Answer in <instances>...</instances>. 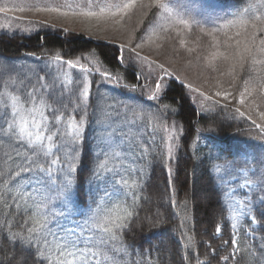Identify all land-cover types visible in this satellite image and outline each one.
I'll return each mask as SVG.
<instances>
[{
	"label": "snow or ice",
	"instance_id": "1",
	"mask_svg": "<svg viewBox=\"0 0 264 264\" xmlns=\"http://www.w3.org/2000/svg\"><path fill=\"white\" fill-rule=\"evenodd\" d=\"M171 4L178 5L182 14H174ZM218 7L217 0H122L115 5L99 6L98 11L72 13L123 19L125 15L130 18L135 10L140 16L137 28L145 24L162 33L160 50L171 45L177 36L179 44L184 46L185 31L195 36L197 47L188 48L187 52L196 53L195 58L204 69L217 73L211 78L219 89L213 95L186 83L177 74L179 69L173 70L159 60L141 55L137 49L142 48V43H134L131 35L126 43L112 42L116 63L139 69L132 73L136 83L131 85L122 83L123 76L118 72L100 71L97 67L92 73L79 59L62 60L60 53L49 57L44 75L32 70L25 72L8 59L0 60V149L3 150L0 160L15 164L7 170L0 166L3 186L0 187V239L11 246L9 251L0 243V264H108L110 259L115 264V257L134 254L135 250L128 252L124 236L143 210L142 170L134 165L125 166L124 161L129 154L136 155V160L159 156L168 174L166 182L171 186V165L179 162L176 153L181 148L180 141L187 135L182 123H169V117L179 115L182 106L163 103L170 99L180 105L175 96H167L173 84L178 83L185 96L196 93L204 98L196 112L201 118L217 110L233 119L246 116L259 133L256 138L264 145V0H250L247 7L237 12H221ZM25 12L69 15L60 7L0 3V14L6 18L24 20L15 14ZM5 27L10 25L0 24V28ZM202 37L208 38L207 43ZM172 54L179 56V50L173 47ZM24 56L38 62L44 59L35 53ZM57 63L69 68L79 65L85 75L69 81L73 86L68 88L59 75H54ZM89 63L94 67L103 66L99 60H89ZM187 64L191 65L192 60L188 59ZM89 75H99L100 83L106 82L113 91L119 88L120 96L147 90L150 93L147 101L154 103L155 108L127 103L116 96L97 95L93 101V82L88 79ZM225 77L228 78L226 88L222 84ZM252 112L259 116V123L249 114ZM92 122H96L99 131L94 137L95 151L85 190L80 175L87 130ZM196 132L190 145L193 152L199 150L202 134L200 129ZM159 133L163 135L157 140ZM206 159L207 171L223 186L221 198L227 215L215 226L218 237L223 221L236 220L239 214L236 205L246 215L253 211L249 192L243 193L242 199H234L237 190L233 182L243 177L240 188L264 191V175L259 181L248 178V170L256 158L243 150ZM24 176L32 177L29 186L17 187ZM171 203L175 206L176 201ZM184 206L187 207L186 201ZM154 218L159 219V213ZM249 219L256 222L252 216ZM187 222L185 216L180 225L185 240L182 247L191 250L192 237L183 235ZM241 244L236 234L217 248L209 244V258L197 257V264H212L213 260L216 264H238V257L246 249L255 255L246 244L244 248ZM220 251L226 254L220 255ZM261 252L264 254V249ZM129 264H145V261L131 259Z\"/></svg>",
	"mask_w": 264,
	"mask_h": 264
},
{
	"label": "trees",
	"instance_id": "2",
	"mask_svg": "<svg viewBox=\"0 0 264 264\" xmlns=\"http://www.w3.org/2000/svg\"><path fill=\"white\" fill-rule=\"evenodd\" d=\"M217 3L219 5L218 11L237 12L247 7L250 2L249 0H217ZM38 25L39 28L31 33L20 30H1L0 60L8 59L25 72L32 70L44 75L43 70L49 57L60 53L63 60H73L75 62L79 59V62L88 65V69L92 73L96 72L97 67L100 68V71L109 69L113 73L118 72L123 76L122 83L128 85L136 83L132 73L134 71L138 72L139 69L127 64L121 66L116 63L113 58L116 52L112 43L114 41L87 36L82 31L65 32L63 29L45 22H39ZM183 38L185 39L184 46L179 44L180 37L177 36L172 43V48L178 49L179 55L182 54V57L193 60L196 53L190 54L187 49L197 47L195 36L186 33ZM207 39L202 37L205 43H207ZM105 41L109 43H105ZM25 53H35L37 56H43L44 59L38 62L31 57H25ZM89 60H99L103 66L97 64L94 67L93 64L89 63ZM144 70L147 72V67ZM158 71L157 69L156 72ZM53 72L54 75H59L68 88L73 86L69 81L83 78L81 74H73L74 71H72L73 78L66 81L63 78L64 76L60 74L58 64L55 65ZM209 76L214 77L211 74ZM180 77L188 83L183 72H181ZM88 79L93 82L91 90L93 101H95L97 95L116 96L127 103L143 105L145 108H155L154 103L149 104L147 101L149 94L146 91L120 96L121 90L118 88L113 91L106 82L101 84L99 75H89ZM227 81V77L222 80L225 87H228ZM192 94L185 96L177 83L172 85L167 96L169 98L175 96L180 101V105L170 99L163 101V103H172L174 107L182 106L179 115L169 117V123L172 121L182 123L187 133L186 137L180 141L181 148L176 153L179 162L171 165L173 168L171 186L166 182L168 174L164 170L163 162L159 156L149 155L144 160H136V155L129 154L128 159L124 161L125 166L134 165L142 170L141 183L143 191L141 194L144 199L140 202L143 210L139 212V218L133 222L130 230L124 236L128 252L133 253V250H135L134 254L115 257V264H129L131 259L140 261L142 258L145 264H197V257L200 260L209 258V244L212 248H217L223 241L230 240L233 234H236L242 242V248L246 244L255 253L252 256L246 249L242 253V257H238V264H264V254L261 252L264 249V215H262L264 214V201H262L264 191L258 188L257 192L253 194L254 199H256L255 207L236 229L233 228L231 220L223 221L222 232L220 236L216 237L215 226L218 222H222V217L227 213L224 211V201L221 198L222 187L207 171L209 161L206 159L208 156H215L220 153H238L239 149L234 147L235 144L248 143L251 146H256V141H259L258 143L264 147L260 140L256 138L259 133L251 126V122L246 117L236 116L233 119L230 115H226L219 110L215 113H206V118H201L196 114L199 106L195 104ZM182 96L183 99H181ZM131 97H135V99ZM97 102L103 103V101ZM226 120H228L226 125L232 126L231 130L244 129L243 133H239L240 140L235 142V140L227 137L220 138L224 135L220 134L218 129L221 128L222 123L225 124ZM210 127L215 130L206 131ZM197 129H200L202 134L199 150L193 152L190 145L197 135ZM98 131L96 122L90 123L87 130V141L83 149L84 167L80 175L85 190L87 189L89 176L88 167L95 151L94 137ZM160 135H163V133L157 135V140L160 139ZM0 155H3L2 149H0ZM0 166L7 170L8 168H14L15 164L0 160ZM263 167L264 164L261 162L257 166L256 177L258 179L261 175H264ZM31 180V176L21 177L17 187H28ZM0 187L3 186L0 185ZM173 200L176 201L175 206L171 203ZM185 201L187 202L186 208L184 206ZM157 213H159V219L154 218ZM185 216L188 217V222L183 235L192 237L193 247L191 250L182 247L185 240L182 238L180 225ZM249 216L254 217L256 222L252 223ZM145 217L149 219H145ZM248 233L251 236H248ZM0 243L3 244L6 250H11V246L7 241L0 239ZM17 252L19 253V249H17ZM224 254H226L224 251H220V255ZM109 255L111 256V253ZM108 264H113V261L110 259ZM212 264H216V261L213 260Z\"/></svg>",
	"mask_w": 264,
	"mask_h": 264
},
{
	"label": "rangeland",
	"instance_id": "3",
	"mask_svg": "<svg viewBox=\"0 0 264 264\" xmlns=\"http://www.w3.org/2000/svg\"><path fill=\"white\" fill-rule=\"evenodd\" d=\"M121 2L122 0H1L0 3H30L42 6L60 7L62 11H67L69 15L63 16L58 13L25 12L15 14L16 16H23L25 18L24 20H14L11 17L6 18L4 14H0V24L10 25V27L0 28V31L20 30L25 33H31L39 28V22H46L57 28L63 29L65 32L82 31L85 32L87 36L105 39L107 41H114L116 43H126L131 35L134 37V43H142V48L137 49V51L141 52V55L148 56L151 60H159L160 62L163 61L165 62L166 67L173 68V70L179 69L177 74L181 75V72H183V75L187 78V82L192 84L193 88H199L202 92H205L208 95H213L216 90H219L215 87L214 81H211V77L209 76L210 74L217 76L216 73L204 69L202 63H198L195 57L192 60V64L188 65V59L182 57V54L179 56H173L172 44L170 46H166L164 50H160L159 45L161 44L162 33H160L159 30L148 28L145 24H141L139 28H137V21L140 19V16L135 12V10H132L134 14H132L130 18L128 15H125L123 19L120 17H116L115 19H105L72 14L73 11H76L77 13L86 10L98 11L99 6L115 5ZM165 2H169V0H165ZM171 6L175 8L174 14H182L183 10L179 8L178 5L171 4ZM112 10L114 11L115 9L113 8ZM29 21H31V23H29ZM115 21L119 22L117 23ZM186 33L187 32L185 31V34ZM174 34L175 33H173V35ZM140 37H143L142 41ZM57 64L60 68V74L64 76L63 78H65L66 81L73 78L72 71H74L73 74L78 73L83 77L85 75L81 71L79 65L75 68H69L67 65H62L60 63ZM80 64H83L86 68H88V65L83 62H80ZM156 70L157 69H154V72H156ZM209 82L212 83L211 89L209 87ZM223 87H225V85H223ZM144 91L150 95L147 90ZM191 96L195 104L200 107L204 98L200 97L196 93H193ZM249 114L252 115V118L258 123L260 122V118L255 112ZM226 122L225 124L222 123L221 128L218 129L220 134L224 135L220 136V138L227 137L228 139L235 140V142L240 140L239 133H243L244 129L231 130L232 126L226 125L228 124V120H226ZM29 130H31V128ZM258 142L259 141H256V146H251L248 143H242L240 145L235 144L234 146L236 149H239V152L243 150V152H245L248 156H254L256 158L253 167L248 170V178L257 181H259L258 177H256L257 166L262 160H264V147H262ZM253 172H255V175H252ZM241 183H243V177L233 182V186L236 187L237 190L234 194V199H242L243 193L249 192L254 208L256 199H254L253 194L257 192L258 188H240L239 185ZM220 186L223 188L222 185ZM236 210L239 214L237 215L235 221L231 220L234 229H236L239 224L242 223L243 219L250 214H244L240 210L239 205H236Z\"/></svg>",
	"mask_w": 264,
	"mask_h": 264
}]
</instances>
